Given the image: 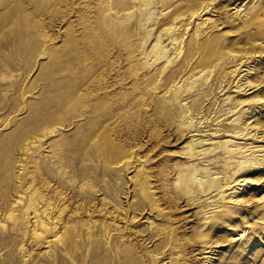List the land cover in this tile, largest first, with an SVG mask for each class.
Masks as SVG:
<instances>
[{
  "label": "rangeland",
  "instance_id": "rangeland-1",
  "mask_svg": "<svg viewBox=\"0 0 264 264\" xmlns=\"http://www.w3.org/2000/svg\"><path fill=\"white\" fill-rule=\"evenodd\" d=\"M0 264H264V0H0Z\"/></svg>",
  "mask_w": 264,
  "mask_h": 264
},
{
  "label": "bare ground",
  "instance_id": "bare-ground-1",
  "mask_svg": "<svg viewBox=\"0 0 264 264\" xmlns=\"http://www.w3.org/2000/svg\"><path fill=\"white\" fill-rule=\"evenodd\" d=\"M196 162V161H195ZM35 235V234H34Z\"/></svg>",
  "mask_w": 264,
  "mask_h": 264
}]
</instances>
